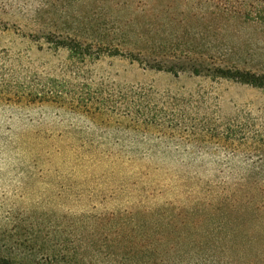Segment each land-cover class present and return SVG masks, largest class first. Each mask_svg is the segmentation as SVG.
<instances>
[{
  "label": "rangeland",
  "instance_id": "obj_1",
  "mask_svg": "<svg viewBox=\"0 0 264 264\" xmlns=\"http://www.w3.org/2000/svg\"><path fill=\"white\" fill-rule=\"evenodd\" d=\"M149 1L168 54L188 42L195 57L221 52L264 73V25L223 34L211 22L205 40L202 23L183 19L205 13L203 1ZM116 3L0 0V254L26 261L82 240L189 253L158 260L264 264V226L209 209L223 184L264 183V89L125 56L74 64L48 43L87 39L91 16L121 14Z\"/></svg>",
  "mask_w": 264,
  "mask_h": 264
},
{
  "label": "trees",
  "instance_id": "obj_2",
  "mask_svg": "<svg viewBox=\"0 0 264 264\" xmlns=\"http://www.w3.org/2000/svg\"><path fill=\"white\" fill-rule=\"evenodd\" d=\"M200 1L206 4V12L187 15L183 19L202 23L205 29L204 35L201 36L205 40H209L206 35L213 27V23L209 25L211 22L216 26L215 31L223 34L228 32L234 22H240L244 26L264 25V0ZM116 6L118 10L123 8L121 14L118 12L109 16L106 12L101 16L95 12L91 16L87 39L83 36H62L56 42L52 38H47L48 43H54L56 49L67 50L74 64L93 62L103 55L125 56L148 70L164 71L175 76L189 72L195 76H206L214 80L224 79L264 89V73L258 74L241 68L239 64H227L220 57L221 52H217L219 56L217 57L211 55V52L206 54L202 51L195 57L191 50L185 49V46L189 45L188 42L178 41L176 42L178 49L175 48L172 54H168L170 45L166 42L165 24L163 23L158 30L155 28L156 18L152 15L154 6L149 0H125V4L121 6L116 3ZM164 20L163 18L162 21ZM155 33H158L161 41L155 40ZM186 33L190 35V32ZM59 87L52 83L50 89L55 94L62 95ZM218 198L217 204L209 205L212 211L248 216L255 225L264 226L263 182L248 179L223 184ZM161 253L189 254L175 247L159 250L147 245L102 246L95 242L86 244L81 240L73 248H64L59 253L47 254L41 258L31 256L26 261L0 254V264H231L209 256L200 258L197 262L154 259Z\"/></svg>",
  "mask_w": 264,
  "mask_h": 264
}]
</instances>
